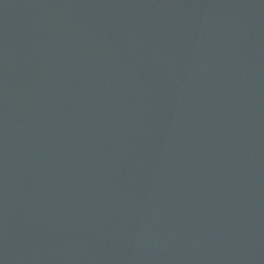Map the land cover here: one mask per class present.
<instances>
[{"label":"water","instance_id":"1","mask_svg":"<svg viewBox=\"0 0 264 264\" xmlns=\"http://www.w3.org/2000/svg\"><path fill=\"white\" fill-rule=\"evenodd\" d=\"M0 264H264V0H0Z\"/></svg>","mask_w":264,"mask_h":264}]
</instances>
